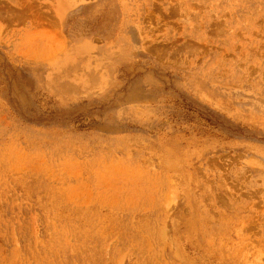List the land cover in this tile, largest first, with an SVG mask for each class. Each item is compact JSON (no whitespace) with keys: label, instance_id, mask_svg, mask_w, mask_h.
<instances>
[{"label":"rangeland","instance_id":"1","mask_svg":"<svg viewBox=\"0 0 264 264\" xmlns=\"http://www.w3.org/2000/svg\"><path fill=\"white\" fill-rule=\"evenodd\" d=\"M0 264H264V0H0Z\"/></svg>","mask_w":264,"mask_h":264}]
</instances>
